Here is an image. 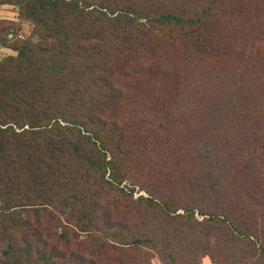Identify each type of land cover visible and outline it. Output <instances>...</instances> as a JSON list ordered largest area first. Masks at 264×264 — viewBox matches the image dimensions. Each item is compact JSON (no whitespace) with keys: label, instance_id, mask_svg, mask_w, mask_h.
Masks as SVG:
<instances>
[{"label":"trees","instance_id":"trees-1","mask_svg":"<svg viewBox=\"0 0 264 264\" xmlns=\"http://www.w3.org/2000/svg\"><path fill=\"white\" fill-rule=\"evenodd\" d=\"M0 5V264H264V0Z\"/></svg>","mask_w":264,"mask_h":264},{"label":"rangeland","instance_id":"rangeland-1","mask_svg":"<svg viewBox=\"0 0 264 264\" xmlns=\"http://www.w3.org/2000/svg\"><path fill=\"white\" fill-rule=\"evenodd\" d=\"M9 24H17L19 26V30L15 32V37L12 40L23 39L27 37L31 33V26L26 24L21 20L20 12L18 7L13 5H0V29L2 26L9 27ZM16 52L6 49L3 47H0V61L10 57L15 56ZM140 195H146V193H137L135 197H139ZM72 249H77L75 246H72ZM78 254L84 258H86L90 263L91 262H100L109 264L111 260V256L105 257L103 254H98L96 251L89 250V246H87L86 243H83L80 251H78ZM153 264H162L158 258H155L153 260ZM204 264H211V260L209 258H206L204 261Z\"/></svg>","mask_w":264,"mask_h":264}]
</instances>
